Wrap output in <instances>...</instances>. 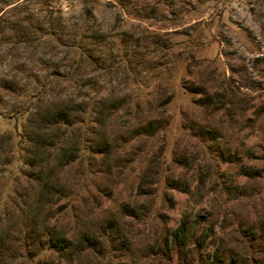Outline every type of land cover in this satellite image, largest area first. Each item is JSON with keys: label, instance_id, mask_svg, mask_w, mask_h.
Listing matches in <instances>:
<instances>
[{"label": "rangeland", "instance_id": "rangeland-1", "mask_svg": "<svg viewBox=\"0 0 264 264\" xmlns=\"http://www.w3.org/2000/svg\"><path fill=\"white\" fill-rule=\"evenodd\" d=\"M76 52L77 79L56 81ZM110 91L167 102L152 134L122 103L94 138L109 161L47 168L58 204L23 211L30 110ZM75 216L105 229L103 264H264V0H0V264H55L44 229Z\"/></svg>", "mask_w": 264, "mask_h": 264}, {"label": "trees", "instance_id": "trees-1", "mask_svg": "<svg viewBox=\"0 0 264 264\" xmlns=\"http://www.w3.org/2000/svg\"><path fill=\"white\" fill-rule=\"evenodd\" d=\"M82 55L76 52L72 57L70 71L64 75L54 74L53 78L56 81L77 79ZM103 68L106 72L110 71L109 68ZM48 83H50L49 79L44 85ZM201 92L206 99L203 105L207 107L210 97L204 88ZM145 97V99L138 98L135 102L132 95L120 96L110 91L87 100H48L39 104L34 110H30L24 129L30 130L27 140L30 146L28 164L36 171L32 178L35 190L31 198L25 200L23 211L36 212L42 210L47 204L50 207L58 204L62 183L58 176L46 178L47 168L62 170L85 159H95L99 155L103 157L104 164L107 160L109 161L112 153L108 152V147L111 145L110 140L104 138L103 141L101 138L99 140L94 138L97 137L103 120L117 113L122 103H125L124 109L130 114L138 115L139 111H142L145 116V121L140 122L136 128V135L152 134L157 122L155 116L164 113L167 102L160 101L154 93H149ZM86 123L89 124L87 130L93 140L82 142L79 136L81 125ZM101 173L104 177H109L111 167L104 169ZM35 216L31 220L34 225L39 226ZM75 217V224L78 227L80 225L78 229L69 230L59 225L58 218H55L52 224L49 223L47 229H44L46 247L43 249L49 253V257L55 264H103L111 257L112 251L110 244H103V242L106 243L105 229L102 230L97 225L81 226L79 221L83 218ZM188 228V221L184 219L178 230L172 233V241L177 243L171 244L173 252L179 253L185 245L179 243L187 237Z\"/></svg>", "mask_w": 264, "mask_h": 264}]
</instances>
